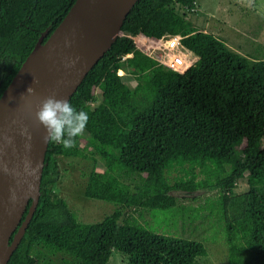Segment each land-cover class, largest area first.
I'll use <instances>...</instances> for the list:
<instances>
[{
	"label": "trees",
	"instance_id": "trees-1",
	"mask_svg": "<svg viewBox=\"0 0 264 264\" xmlns=\"http://www.w3.org/2000/svg\"><path fill=\"white\" fill-rule=\"evenodd\" d=\"M74 1L0 0V95L41 32L47 29L44 41ZM195 5L133 3L122 34L68 99L89 115L88 149L78 146L82 135L72 148L48 142L37 205L6 264H107L114 250L122 264H197L204 242L174 231L178 222L196 227L197 220L209 223L212 237L221 233L228 264H264V41L259 55L231 49L184 16ZM138 34L180 35L196 59L183 72L172 70L136 47ZM95 88L100 98L91 106ZM60 157L92 161L81 193L114 203L110 213L77 219L54 190ZM171 171L178 174L171 178ZM240 178L247 189L235 192ZM130 209L147 210L151 222H139Z\"/></svg>",
	"mask_w": 264,
	"mask_h": 264
},
{
	"label": "water",
	"instance_id": "water-1",
	"mask_svg": "<svg viewBox=\"0 0 264 264\" xmlns=\"http://www.w3.org/2000/svg\"><path fill=\"white\" fill-rule=\"evenodd\" d=\"M135 1L75 0L44 41L47 29L41 32L3 89L0 95V264H6L38 202L48 144L43 139L46 129L35 115L41 101L50 95L70 98L87 71L122 34L121 24ZM29 87L35 91L28 92Z\"/></svg>",
	"mask_w": 264,
	"mask_h": 264
},
{
	"label": "rangeland",
	"instance_id": "rangeland-1",
	"mask_svg": "<svg viewBox=\"0 0 264 264\" xmlns=\"http://www.w3.org/2000/svg\"><path fill=\"white\" fill-rule=\"evenodd\" d=\"M196 7L193 12H188L184 16L189 19L194 27L210 32L224 40L225 44L233 50L245 55H259L264 41V0H195ZM183 8H180L182 10ZM133 40L139 50L145 54L158 59L161 51L155 48V41L144 35H138ZM158 45V44H157ZM183 50V52H182ZM178 52L185 54V60H195V56L184 49ZM170 56V55H169ZM159 61V60H158ZM189 63L185 62V67ZM189 67V66H188ZM123 80L130 86H134L136 81L129 73H119ZM96 101L100 98V90L95 88ZM85 132L79 139L78 146L86 151L88 147L84 144ZM260 146L264 148V135L260 141ZM92 161L88 158L80 157H60L58 166V178L54 187L55 192L66 199L70 209L75 213L78 220L83 222H94L100 220L104 215L110 213L115 204L99 199L85 198L81 193L86 174L92 167ZM95 168L97 171L103 169L100 156L97 155ZM176 171H171L170 177L177 175ZM247 189L245 178L236 181L233 191L241 192ZM259 189L264 193V176L262 177ZM206 195L203 193L202 197ZM202 197L193 201L179 200V202H191L196 204ZM130 212L139 222L143 219L150 221L147 210L139 212V209H130ZM142 216L139 217V215ZM195 221L196 227H181L179 222L174 229L178 235L202 240L206 247V255L197 257V264H228L227 247L220 232L212 237V230L207 221L199 224ZM107 264H122V255L114 250L108 259Z\"/></svg>",
	"mask_w": 264,
	"mask_h": 264
},
{
	"label": "clouds",
	"instance_id": "clouds-1",
	"mask_svg": "<svg viewBox=\"0 0 264 264\" xmlns=\"http://www.w3.org/2000/svg\"><path fill=\"white\" fill-rule=\"evenodd\" d=\"M182 48L184 47L182 46L181 50ZM190 60V64H192L194 60ZM34 82L36 81L34 80ZM27 91L31 93L35 90L29 87ZM35 115L39 123L46 129V135L43 137L44 141L62 144L65 148L74 146L75 138L84 134L89 121L87 112L78 111L69 100L58 99L55 95L43 99Z\"/></svg>",
	"mask_w": 264,
	"mask_h": 264
},
{
	"label": "built area",
	"instance_id": "built-area-1",
	"mask_svg": "<svg viewBox=\"0 0 264 264\" xmlns=\"http://www.w3.org/2000/svg\"><path fill=\"white\" fill-rule=\"evenodd\" d=\"M180 38V35H166L159 39H153L155 41V48H158L161 51V56L158 57L157 60L175 71L180 70L179 66L182 65V63H191V60H185V54L178 52V49H181L182 47L180 44Z\"/></svg>",
	"mask_w": 264,
	"mask_h": 264
},
{
	"label": "bare ground",
	"instance_id": "bare-ground-1",
	"mask_svg": "<svg viewBox=\"0 0 264 264\" xmlns=\"http://www.w3.org/2000/svg\"><path fill=\"white\" fill-rule=\"evenodd\" d=\"M136 37H137V35L135 36V38H136ZM184 65H185V62L182 63V65L179 66V69H180V70H178V72H183V71L188 67V66L185 67ZM183 66H184V67H183ZM182 67L184 68V70H181Z\"/></svg>",
	"mask_w": 264,
	"mask_h": 264
},
{
	"label": "crops",
	"instance_id": "crops-1",
	"mask_svg": "<svg viewBox=\"0 0 264 264\" xmlns=\"http://www.w3.org/2000/svg\"><path fill=\"white\" fill-rule=\"evenodd\" d=\"M138 35H142V34H138ZM137 35V36H138ZM182 49H184L185 51H188L189 53H192L191 51H189V50H187L186 48H182ZM193 54V53H192ZM194 55V54H193ZM186 56V55H185ZM195 56V55H194ZM187 57V56H186ZM195 59H196V56H195ZM189 60H190V58H189Z\"/></svg>",
	"mask_w": 264,
	"mask_h": 264
}]
</instances>
